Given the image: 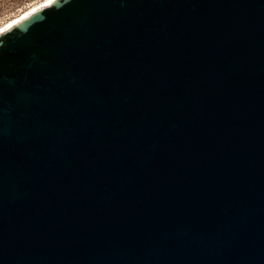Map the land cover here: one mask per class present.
Returning <instances> with one entry per match:
<instances>
[{"label":"water","instance_id":"obj_1","mask_svg":"<svg viewBox=\"0 0 264 264\" xmlns=\"http://www.w3.org/2000/svg\"><path fill=\"white\" fill-rule=\"evenodd\" d=\"M0 264H264V0H56L2 33Z\"/></svg>","mask_w":264,"mask_h":264},{"label":"rangeland","instance_id":"obj_2","mask_svg":"<svg viewBox=\"0 0 264 264\" xmlns=\"http://www.w3.org/2000/svg\"><path fill=\"white\" fill-rule=\"evenodd\" d=\"M46 1L47 0H0V28L7 27L11 24V21L25 14L35 12V10H38Z\"/></svg>","mask_w":264,"mask_h":264},{"label":"bare ground","instance_id":"obj_3","mask_svg":"<svg viewBox=\"0 0 264 264\" xmlns=\"http://www.w3.org/2000/svg\"><path fill=\"white\" fill-rule=\"evenodd\" d=\"M54 1H56V0H47L41 7H39V9L38 10H40V9H42V8H45V7H47V6H49V5H51ZM38 8V7H37ZM35 9V8H34ZM38 10H35V12L36 11H38ZM34 11V10H33ZM35 12H33V13H35ZM33 13H29V14H25V15H23L22 17H20V18H17V19H15V20H13V21H11V24H9L7 27H5V28H0V35L2 34V33H4L5 31H7L8 29H10L11 27H13V26H15L16 24H18L19 22H21L22 20H24V19H26L27 17H29L31 14H33Z\"/></svg>","mask_w":264,"mask_h":264}]
</instances>
